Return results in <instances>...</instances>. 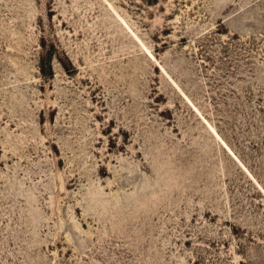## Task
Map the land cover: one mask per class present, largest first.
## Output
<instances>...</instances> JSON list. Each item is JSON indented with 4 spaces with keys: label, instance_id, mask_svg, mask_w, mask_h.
Listing matches in <instances>:
<instances>
[{
    "label": "rangeland",
    "instance_id": "1",
    "mask_svg": "<svg viewBox=\"0 0 264 264\" xmlns=\"http://www.w3.org/2000/svg\"><path fill=\"white\" fill-rule=\"evenodd\" d=\"M0 264H264V0H0Z\"/></svg>",
    "mask_w": 264,
    "mask_h": 264
},
{
    "label": "bare ground",
    "instance_id": "2",
    "mask_svg": "<svg viewBox=\"0 0 264 264\" xmlns=\"http://www.w3.org/2000/svg\"><path fill=\"white\" fill-rule=\"evenodd\" d=\"M195 108V107H194ZM215 133V132H214Z\"/></svg>",
    "mask_w": 264,
    "mask_h": 264
}]
</instances>
